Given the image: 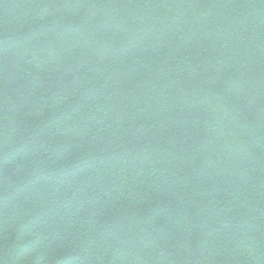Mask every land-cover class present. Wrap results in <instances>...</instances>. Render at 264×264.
<instances>
[{"label": "trees", "instance_id": "obj_1", "mask_svg": "<svg viewBox=\"0 0 264 264\" xmlns=\"http://www.w3.org/2000/svg\"><path fill=\"white\" fill-rule=\"evenodd\" d=\"M0 264H264V0H0Z\"/></svg>", "mask_w": 264, "mask_h": 264}]
</instances>
